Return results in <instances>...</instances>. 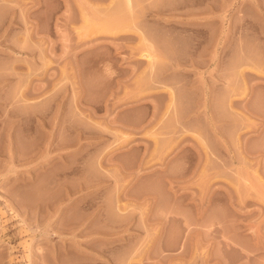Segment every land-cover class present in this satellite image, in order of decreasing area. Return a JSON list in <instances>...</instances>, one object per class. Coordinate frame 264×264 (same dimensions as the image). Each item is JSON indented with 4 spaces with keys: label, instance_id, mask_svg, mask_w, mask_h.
Returning a JSON list of instances; mask_svg holds the SVG:
<instances>
[{
    "label": "rangeland",
    "instance_id": "rangeland-1",
    "mask_svg": "<svg viewBox=\"0 0 264 264\" xmlns=\"http://www.w3.org/2000/svg\"><path fill=\"white\" fill-rule=\"evenodd\" d=\"M0 264H264V0H0Z\"/></svg>",
    "mask_w": 264,
    "mask_h": 264
}]
</instances>
